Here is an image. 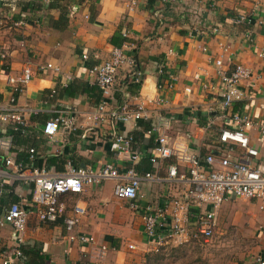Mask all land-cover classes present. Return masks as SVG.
Wrapping results in <instances>:
<instances>
[{"label": "crops", "instance_id": "crops-1", "mask_svg": "<svg viewBox=\"0 0 264 264\" xmlns=\"http://www.w3.org/2000/svg\"><path fill=\"white\" fill-rule=\"evenodd\" d=\"M21 2L35 6L24 11ZM49 2L0 0V48L7 55L0 58V102L6 103L14 97L17 107L37 109L39 113H27L28 134L14 136L10 154L22 170L35 166L30 164V148L35 149L36 156L65 153L67 162H73L75 166L97 168L105 162L115 166L128 165L115 153L113 135L118 131L132 132L141 125L138 121L118 122L110 113L116 111L122 101L134 103L136 95L143 100L157 93L155 84L160 59H165L167 69L175 77V85L169 94L172 99L169 104L159 108L150 106L148 121L156 123L159 114L167 118L171 126L170 140L187 143L191 150L201 155L217 152L216 147L221 144L219 131L222 126H227V121L219 117L215 104L216 110L210 114L214 124L205 128L206 117H209L206 112L213 104V95L204 84L215 82L213 60L220 53H224V62L230 68L240 63L252 71L251 77L240 86L251 96L236 101L233 110L245 112L255 120H264V23L235 25L230 21L231 16L252 10L256 2L261 5L259 17H264V0H155L150 8L147 0H137L131 10L126 0H63L60 4L68 10V23L61 29L50 24L51 20L58 19L60 10L50 8ZM16 18L22 19L23 23L15 26L12 21ZM213 26L218 32L211 31ZM121 27L126 28L129 39L121 47L126 54L135 57L141 71V83L136 86L130 80L129 68L122 66L114 100L95 125L87 117L96 112L101 92L93 84L85 62L107 60L114 47L110 39ZM202 28L205 31L199 35ZM81 53L88 54L89 59L83 62ZM27 63L35 76L21 91L12 90L8 77L19 74ZM47 63L59 70L47 68ZM5 65L7 70L3 68ZM71 81L79 89L73 95H61V89ZM185 88H190V92ZM52 89L56 93L48 98ZM45 100L48 103H44ZM60 110L75 111L76 129L60 131L55 138L49 139L42 134L41 127L46 117ZM197 112L202 116L198 118ZM37 133L41 134L36 135L39 139L30 140ZM249 134L252 142L257 143L256 130L251 128ZM228 147V144L223 147L225 153L236 157ZM5 155L0 153V180L4 183L0 190V209L14 200H29L32 192V185L17 178L15 169L6 166ZM67 162L61 170L55 166L46 167L43 161L39 166L62 173ZM167 164L166 161L161 164L162 174H165ZM112 189L113 182L108 180L86 185L79 193L61 194L59 201L64 205V214L70 215L75 203L85 208V213L71 230L66 228L62 218L42 222L34 214L30 215L25 230L19 235L20 240L10 224L0 226V264L1 253L14 248L21 250V256L11 255L12 264H127L135 256H141L146 247L141 217L129 208L126 200L115 197ZM163 189L164 186L149 182L142 187L146 198H154ZM223 211L235 213L243 235L255 241L256 246L241 258L242 264H251L256 257L264 259V210L259 209L257 201L243 197L226 199L220 205L217 220ZM81 234L93 235L96 243L85 244L76 237L71 238ZM102 244L107 248L100 255ZM129 244L135 249H128Z\"/></svg>", "mask_w": 264, "mask_h": 264}, {"label": "built area", "instance_id": "built-area-1", "mask_svg": "<svg viewBox=\"0 0 264 264\" xmlns=\"http://www.w3.org/2000/svg\"><path fill=\"white\" fill-rule=\"evenodd\" d=\"M129 10L137 5V0H126ZM247 13H238L230 17L235 24H263L264 17H259V2ZM15 26L23 23L22 19L13 20ZM205 30L202 28L200 34ZM212 32H218L213 26ZM124 36L128 31L122 32ZM247 37L251 40L250 33ZM203 50H206L203 47ZM226 51V48L223 49ZM171 52V50H169ZM262 55V54H260ZM6 53L0 48V58ZM224 53L213 60L216 80L204 88L211 91L213 104L208 107L205 128L214 124L210 114L218 106L219 117L226 119L227 126L221 127L216 147L217 152L201 155L189 148L187 143L170 140L168 131L170 121L162 115L157 116V122L151 124L147 134H154V145L141 148L135 146L134 136L130 132L118 131L113 135L115 153L128 162L126 166H115L105 162L97 168L75 166L67 162L62 173L48 170L44 166H33L22 170L20 164L14 163L10 154L14 144V134L25 136L29 132L26 114H38L37 109L21 108L14 104V97L6 103L0 102V153L6 166L15 169L16 177L26 184L32 185L29 200L14 201L0 209V226L10 224L20 240V234L26 228L30 215L34 214L42 222H54L62 218L67 229L71 230L79 221L85 208L75 203L71 214H64V205L59 196L64 193H79L86 185L100 184L104 181L113 182V195L126 200L131 210L139 213L142 222L145 251H158L166 245H181L193 241L207 242L214 234L217 225V215L220 205L229 198L243 197L257 201L260 210H264V120L252 119L248 114L234 111L236 101L250 97L241 89L243 81L248 80L252 71L244 64H235L232 68L224 61ZM88 54H82L83 62ZM129 68L132 82L141 83V71L137 67L135 57L125 53L123 47H113L110 57L87 67V71L101 92V101L96 112L88 116V120L97 124L107 113V108L114 100L117 89V76L122 66ZM47 68L58 71L57 66L46 64ZM35 76L33 68L27 63L16 76H9L7 82L12 90L21 91ZM154 96L139 100L134 96V103L122 101L117 110L110 116L121 123L129 121L149 120L150 106L164 107L169 104L171 91L174 89L175 77L167 69L165 59L157 62V81ZM66 86V85H64ZM190 92V88H185ZM56 93L52 89L48 98ZM44 103H48L46 100ZM28 111V112H27ZM200 115V112H198ZM254 128L258 142H252L249 130ZM76 129V113L74 110H60L47 118L41 127V132L53 139L60 131ZM225 144L229 152L236 153L231 157L224 151ZM30 158L34 157L35 149H29ZM149 156L154 170L140 172L136 165L141 158ZM173 161L166 165V172H160L165 160ZM7 173V172H6ZM1 177V172H0ZM164 186V189L154 198H146L142 191L143 184ZM4 183L0 180V190ZM81 243L95 244L93 235L81 234L71 236ZM106 245L100 246L99 254L106 250ZM133 250V244L128 245ZM2 264H12L11 255L21 256V250L14 248L1 253ZM251 264H264V259L256 257Z\"/></svg>", "mask_w": 264, "mask_h": 264}, {"label": "rangeland", "instance_id": "rangeland-1", "mask_svg": "<svg viewBox=\"0 0 264 264\" xmlns=\"http://www.w3.org/2000/svg\"><path fill=\"white\" fill-rule=\"evenodd\" d=\"M217 221V228L207 242L170 244L158 251H144L127 264H242L241 258L256 246L255 241L243 235L235 213L223 211Z\"/></svg>", "mask_w": 264, "mask_h": 264}, {"label": "trees", "instance_id": "trees-1", "mask_svg": "<svg viewBox=\"0 0 264 264\" xmlns=\"http://www.w3.org/2000/svg\"><path fill=\"white\" fill-rule=\"evenodd\" d=\"M61 1H63V0H50V2H49L50 8L56 7V8H59V10H60V15H59L58 19L51 20V22H50L52 27L59 28V29L65 28L67 23H68V16H67L68 10L66 9V7H64L60 4ZM154 2H155V0H147V6L149 8L152 7ZM20 6H21L22 10L30 11L32 8H34L35 4L29 3V2H21ZM13 19H15V18H13ZM124 30H126V28L125 29L124 28L122 29V27L118 28L115 35H113L111 37L110 43L113 44L114 47H121L125 42L129 41L127 36H124L122 34V32ZM88 59H89V56H88ZM96 63H98V62L90 61V59H89L87 62H85V65L87 67H89V66H92ZM3 68L5 70H7L8 66L5 65ZM129 77H130V80H132L134 78V76H132V75H130ZM134 84L136 86L138 85L137 83H134ZM78 89H79L78 87L74 86V81H71L69 84H67L66 86H64L61 89L62 90L61 95L62 94L73 95V93ZM93 89L95 90L94 87H93ZM197 115H198V112H197ZM201 116H202V114L198 115L197 117L199 118ZM47 118L48 117H46L45 120ZM45 120H44V122H45ZM138 123L141 126L139 128L134 129L132 132H130L134 136V140L136 142L134 147L139 146V145H140V147L142 145L153 146L154 145V134H147V130L150 128L151 122L148 120H139ZM33 135H35V136L33 138H31L30 140L35 141V140L39 139L36 135H41V134L37 133V134H33ZM16 136L21 137L22 135H20V133H17V134H15V137ZM144 141H146L147 144L144 143ZM31 147H34V145ZM28 154H30V153H28ZM42 161L46 167L55 166L56 169L61 170L63 164H65L67 162V155L65 153H58V154L48 155V156H38V155L36 156L34 153V157L30 161V164L32 163L35 166H39V165H42L41 164ZM165 161L169 164L173 160L169 159V160H165ZM72 164H73V162H72ZM136 166L140 172L154 170L153 164L150 161L149 156H145V157L141 158V160L139 161V163ZM14 201H16V200H14ZM14 201H12V202H14Z\"/></svg>", "mask_w": 264, "mask_h": 264}]
</instances>
